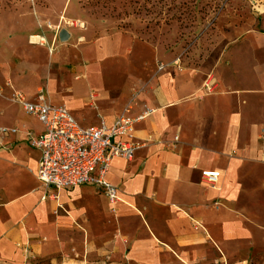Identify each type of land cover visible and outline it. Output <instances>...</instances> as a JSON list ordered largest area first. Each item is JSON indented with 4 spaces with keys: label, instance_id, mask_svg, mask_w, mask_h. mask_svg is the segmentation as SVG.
<instances>
[{
    "label": "crops",
    "instance_id": "obj_1",
    "mask_svg": "<svg viewBox=\"0 0 264 264\" xmlns=\"http://www.w3.org/2000/svg\"><path fill=\"white\" fill-rule=\"evenodd\" d=\"M106 28H73L76 38L66 43L36 29L0 28L1 82L10 79L29 100L43 88L82 127L110 126L126 108L129 117L154 109L133 124V156L111 161L114 211L92 185L47 197L36 178L40 152L26 135H39L41 123L12 101L16 111L0 110V127L18 129L0 134V264L58 253L110 264H196L212 247L247 243L264 227V38L252 40L258 62L224 50L215 62L218 90L198 99L204 75ZM160 58L174 63L158 70ZM10 91L3 87L0 98ZM204 170L220 173L216 187L201 182Z\"/></svg>",
    "mask_w": 264,
    "mask_h": 264
},
{
    "label": "rangeland",
    "instance_id": "obj_2",
    "mask_svg": "<svg viewBox=\"0 0 264 264\" xmlns=\"http://www.w3.org/2000/svg\"><path fill=\"white\" fill-rule=\"evenodd\" d=\"M0 13L15 17L4 16L0 28L22 35L36 29L55 36L53 27L59 25L71 34L68 42L76 38L73 28L103 25L124 33L136 44L149 45L192 66L193 77L216 73L215 62L224 50L247 63L258 62L261 54L252 40L264 38V0H0ZM64 20L83 26L66 28ZM251 30L257 32L254 37L249 36ZM82 40L77 38V43ZM158 60L157 67L174 63ZM3 87L11 91L7 100L0 98V110L16 111V105L10 103L14 91L11 81L6 78L1 82L0 76V95ZM217 90L218 83L213 93ZM203 96L200 86L197 97ZM258 215L259 223L264 224V211ZM72 258L58 253L30 257L24 264H110L107 260H78L74 253ZM196 264H264V227L258 228L256 237L247 243L231 244L226 250L212 247Z\"/></svg>",
    "mask_w": 264,
    "mask_h": 264
},
{
    "label": "built area",
    "instance_id": "obj_3",
    "mask_svg": "<svg viewBox=\"0 0 264 264\" xmlns=\"http://www.w3.org/2000/svg\"><path fill=\"white\" fill-rule=\"evenodd\" d=\"M65 27L83 26L82 23L64 20ZM56 35L62 29L53 27ZM166 64H159L158 70ZM217 88L213 71L204 74L201 82L202 95L211 94ZM10 100L19 104L24 111L35 117L42 125V132L35 136L26 132L28 143L40 152L36 178L43 186L46 196L56 198L51 193L72 189L80 185H92L106 196L111 211L119 201L117 187L106 180L111 161L115 157L130 159L138 147L132 133L133 124L145 119L154 109L144 107L135 117L127 116L129 108L106 126L82 127L65 105L52 104L43 88H38L33 99L29 100L21 91L14 90ZM17 128L0 127V134L16 133ZM125 138V139H123ZM177 141V137L174 138ZM220 173L214 170L201 171V182L207 187H216Z\"/></svg>",
    "mask_w": 264,
    "mask_h": 264
},
{
    "label": "water",
    "instance_id": "obj_4",
    "mask_svg": "<svg viewBox=\"0 0 264 264\" xmlns=\"http://www.w3.org/2000/svg\"><path fill=\"white\" fill-rule=\"evenodd\" d=\"M58 38L61 42L67 41L69 39V32L65 28H62L58 33Z\"/></svg>",
    "mask_w": 264,
    "mask_h": 264
},
{
    "label": "bare ground",
    "instance_id": "obj_5",
    "mask_svg": "<svg viewBox=\"0 0 264 264\" xmlns=\"http://www.w3.org/2000/svg\"><path fill=\"white\" fill-rule=\"evenodd\" d=\"M69 37H70V33H69ZM66 42V41H65Z\"/></svg>",
    "mask_w": 264,
    "mask_h": 264
}]
</instances>
